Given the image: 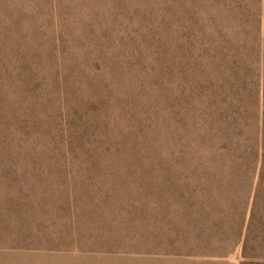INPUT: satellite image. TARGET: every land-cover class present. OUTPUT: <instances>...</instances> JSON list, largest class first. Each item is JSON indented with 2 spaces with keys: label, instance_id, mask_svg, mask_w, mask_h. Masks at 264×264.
<instances>
[{
  "label": "rangeland",
  "instance_id": "rangeland-1",
  "mask_svg": "<svg viewBox=\"0 0 264 264\" xmlns=\"http://www.w3.org/2000/svg\"><path fill=\"white\" fill-rule=\"evenodd\" d=\"M0 264H264V0H0Z\"/></svg>",
  "mask_w": 264,
  "mask_h": 264
}]
</instances>
